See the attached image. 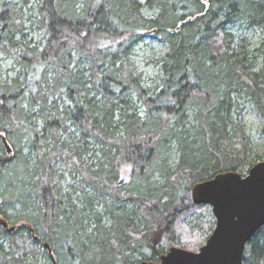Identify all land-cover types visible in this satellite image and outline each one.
<instances>
[{
  "label": "trees",
  "instance_id": "obj_1",
  "mask_svg": "<svg viewBox=\"0 0 264 264\" xmlns=\"http://www.w3.org/2000/svg\"><path fill=\"white\" fill-rule=\"evenodd\" d=\"M242 98L264 119V0H0V264L159 262L207 213L194 185L260 159ZM243 264H264V227Z\"/></svg>",
  "mask_w": 264,
  "mask_h": 264
},
{
  "label": "water",
  "instance_id": "obj_2",
  "mask_svg": "<svg viewBox=\"0 0 264 264\" xmlns=\"http://www.w3.org/2000/svg\"><path fill=\"white\" fill-rule=\"evenodd\" d=\"M192 199L197 205L211 206L216 218L205 245L198 252L172 247L159 262L141 264H243L247 244L264 227V161L245 176L221 173L194 185Z\"/></svg>",
  "mask_w": 264,
  "mask_h": 264
},
{
  "label": "rangeland",
  "instance_id": "obj_3",
  "mask_svg": "<svg viewBox=\"0 0 264 264\" xmlns=\"http://www.w3.org/2000/svg\"><path fill=\"white\" fill-rule=\"evenodd\" d=\"M242 32L244 35L247 34L250 37V41L255 45L259 44L263 37L261 30L257 28L241 29L239 33ZM147 41L146 44L137 46L133 61L138 72L141 73L143 83L150 85L159 77V60L166 50V44L150 39ZM1 64L5 72L14 73L11 69V61L5 60ZM238 104L239 109L237 110V116L240 123L246 127L247 135L250 136L251 156L260 158H257V163L262 162L264 161V119L258 114L256 108L249 100L242 98L239 100ZM247 169L248 168H246V170ZM242 175L245 176L247 173L244 172ZM126 180L127 173H123L121 182ZM207 209V213L194 212L189 215L186 219L187 223L185 224L183 222L178 223L176 231L181 241L178 246L173 247L182 248L191 252H198L201 247L205 245L208 240L205 239L206 236L210 237L216 227V218L214 217L211 206H207ZM171 248L172 247H170L166 253Z\"/></svg>",
  "mask_w": 264,
  "mask_h": 264
}]
</instances>
